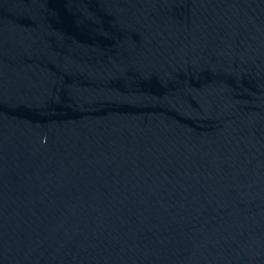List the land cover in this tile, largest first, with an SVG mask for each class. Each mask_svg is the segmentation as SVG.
Wrapping results in <instances>:
<instances>
[{"label":"water","instance_id":"95a60500","mask_svg":"<svg viewBox=\"0 0 264 264\" xmlns=\"http://www.w3.org/2000/svg\"><path fill=\"white\" fill-rule=\"evenodd\" d=\"M0 264H264V0H0Z\"/></svg>","mask_w":264,"mask_h":264}]
</instances>
